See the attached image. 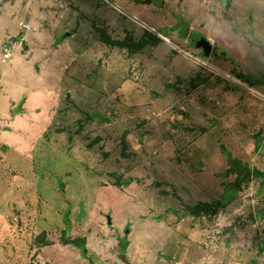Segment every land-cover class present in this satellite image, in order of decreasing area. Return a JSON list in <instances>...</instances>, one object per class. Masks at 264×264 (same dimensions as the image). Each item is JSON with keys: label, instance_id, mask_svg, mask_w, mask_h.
I'll return each instance as SVG.
<instances>
[{"label": "rangeland", "instance_id": "obj_1", "mask_svg": "<svg viewBox=\"0 0 264 264\" xmlns=\"http://www.w3.org/2000/svg\"><path fill=\"white\" fill-rule=\"evenodd\" d=\"M4 45L0 264H264V0H0Z\"/></svg>", "mask_w": 264, "mask_h": 264}, {"label": "trees", "instance_id": "obj_2", "mask_svg": "<svg viewBox=\"0 0 264 264\" xmlns=\"http://www.w3.org/2000/svg\"><path fill=\"white\" fill-rule=\"evenodd\" d=\"M131 39V38H130ZM108 42L110 41L111 44L115 46H127L130 48L131 52H139L145 47L149 45H156L158 44L161 39L156 36L155 34L151 32H145L144 35L138 40L137 43H129L127 41H118V40H112L110 37H107ZM226 156L228 159V169L226 170V175L228 176H234V181L228 183L226 193L232 194L236 190H240L241 187L244 184H247L252 181L254 176L256 175L257 170L255 168H251L248 164L244 163L242 160L237 159L231 155V153L226 152ZM216 206H213L210 203L207 202H201L194 208V214L201 215L203 213L211 214L214 213L216 210ZM67 243H70L74 246L80 247L83 245V243H80L79 241H66ZM126 243L123 244V248L125 250ZM124 253V252H123ZM125 257V255H124Z\"/></svg>", "mask_w": 264, "mask_h": 264}, {"label": "water", "instance_id": "obj_3", "mask_svg": "<svg viewBox=\"0 0 264 264\" xmlns=\"http://www.w3.org/2000/svg\"><path fill=\"white\" fill-rule=\"evenodd\" d=\"M232 5V1L229 2V4H226V10H229L230 7ZM251 17V14H250ZM251 19V18H250ZM19 41H22V38H19ZM196 47L197 48H202L204 50V55L205 56H210L212 51H213V45L211 44V42L207 39H201L200 41H198L196 43ZM108 223L111 224L112 223V219L109 216L108 217ZM86 252V251H85Z\"/></svg>", "mask_w": 264, "mask_h": 264}, {"label": "flooded vegetation", "instance_id": "obj_4", "mask_svg": "<svg viewBox=\"0 0 264 264\" xmlns=\"http://www.w3.org/2000/svg\"><path fill=\"white\" fill-rule=\"evenodd\" d=\"M186 28V32H185V37H187L188 39H190V41L192 42L193 45H195L196 47V43L198 41H200L201 39H205L203 36L200 35H193L192 32H190V28L189 26H185ZM199 50H201L204 53V50L202 48H198Z\"/></svg>", "mask_w": 264, "mask_h": 264}, {"label": "built area", "instance_id": "obj_5", "mask_svg": "<svg viewBox=\"0 0 264 264\" xmlns=\"http://www.w3.org/2000/svg\"><path fill=\"white\" fill-rule=\"evenodd\" d=\"M213 9V7H212ZM28 28H30V25L27 26ZM1 62H5L7 61L11 56H12V50L9 46H6L4 45L2 48H1Z\"/></svg>", "mask_w": 264, "mask_h": 264}]
</instances>
